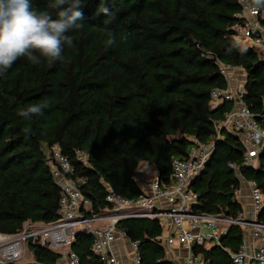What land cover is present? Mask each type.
<instances>
[{
	"label": "trees",
	"instance_id": "16d2710c",
	"mask_svg": "<svg viewBox=\"0 0 264 264\" xmlns=\"http://www.w3.org/2000/svg\"><path fill=\"white\" fill-rule=\"evenodd\" d=\"M239 1L81 0L83 27L69 33L73 44L62 60L21 57L0 74V233L60 219L62 186L48 164L54 148L91 201L88 216L110 207V191L138 198L134 173L141 163L155 164L161 180L170 181L173 160L189 157L198 144L215 147L190 187L198 195L195 213L236 219L244 210L240 178L256 181L264 195V149L257 165H246L239 136L221 127L235 101L212 105L213 91L228 89L219 64L237 66L246 74L244 104L264 127V53L233 37L246 26ZM30 2L55 11L53 0ZM36 104L48 105L43 115H18ZM258 221L264 223V207ZM117 227L139 244L142 264H174L157 240L159 219H124ZM244 239L242 227L231 226L222 246L205 252L209 264H231L226 250L238 252ZM93 244L90 233H76L71 249L81 264H103ZM28 251L39 264L63 257L39 244Z\"/></svg>",
	"mask_w": 264,
	"mask_h": 264
},
{
	"label": "built area",
	"instance_id": "2783aa9c",
	"mask_svg": "<svg viewBox=\"0 0 264 264\" xmlns=\"http://www.w3.org/2000/svg\"><path fill=\"white\" fill-rule=\"evenodd\" d=\"M248 2L239 1L242 6L240 17L246 26L238 28L233 37L245 48H258L264 53V9L252 12L246 7ZM219 67L228 89L213 91L212 105L216 107L225 101H235L236 108L225 116L221 127L239 136L246 148L245 164L253 165L264 145V127L244 104V86L234 87L242 69L223 63ZM214 147V143L198 144L189 157L174 159L168 182L161 180L155 164L141 163L134 173L141 195L136 199H127L110 191L106 197L110 207L94 216L86 214L91 210V201L82 194L76 182L67 177L73 172L71 163L58 148H54L48 164L62 186L61 218L51 224L27 222L24 229L15 235L0 233V264L20 262L28 251L31 238L34 239L33 244L61 252L68 264H81L79 256L71 249L79 231L93 236V251L103 264H122L110 252L113 244L127 239L126 233L117 224L124 219L140 218L160 220L163 232L157 240L165 249L167 259L174 264H209L205 252L221 247L223 237L233 225L242 227L245 239L238 252L226 250L231 264H264V223L258 221L264 207V195L256 181L249 182L253 206L250 213L243 210L236 219H232L193 211L198 195L190 187L206 169ZM78 154L83 161L87 160L85 153ZM257 239L261 241L260 247L256 245ZM131 246V264H142L139 244L131 242Z\"/></svg>",
	"mask_w": 264,
	"mask_h": 264
},
{
	"label": "clouds",
	"instance_id": "9594fccd",
	"mask_svg": "<svg viewBox=\"0 0 264 264\" xmlns=\"http://www.w3.org/2000/svg\"><path fill=\"white\" fill-rule=\"evenodd\" d=\"M246 7L258 12L264 9V0H249ZM49 8L55 11L37 10L30 0H0V74L21 57L37 64L41 57L50 63L62 60L65 46L73 44L69 33L83 27L84 12L81 0H53ZM103 12L108 14L109 10L104 8ZM114 43V38L107 41L109 46ZM245 50L240 48L241 52ZM47 107V104L32 105L18 115L25 118L30 114L43 115Z\"/></svg>",
	"mask_w": 264,
	"mask_h": 264
},
{
	"label": "crops",
	"instance_id": "0c3cea01",
	"mask_svg": "<svg viewBox=\"0 0 264 264\" xmlns=\"http://www.w3.org/2000/svg\"><path fill=\"white\" fill-rule=\"evenodd\" d=\"M244 47V46H243ZM246 82V74L242 70L241 73L239 72V80L238 83L234 84L235 86H244ZM264 149V145L261 147V151ZM254 164H258V157L255 160ZM241 179V189L238 192V199L243 204L244 211L250 213L252 211V200L250 196V189H249V182ZM250 235V232H249ZM251 236V235H250ZM110 252L115 255L122 264H131L133 259V248L131 246V242L128 239L122 240L117 242L111 246ZM30 255H25V258L29 257V261L25 262L27 264L35 263L34 257L31 252L28 251ZM24 264V262H20ZM56 264H68V260L65 256H63Z\"/></svg>",
	"mask_w": 264,
	"mask_h": 264
},
{
	"label": "rangeland",
	"instance_id": "374dc122",
	"mask_svg": "<svg viewBox=\"0 0 264 264\" xmlns=\"http://www.w3.org/2000/svg\"><path fill=\"white\" fill-rule=\"evenodd\" d=\"M260 244H261V241H260V239H257L256 240V245L258 246V247H260ZM26 255H30L29 253H28V251L26 252ZM29 261V257L28 258H23L20 262H24V264H27V263H25V262H28Z\"/></svg>",
	"mask_w": 264,
	"mask_h": 264
},
{
	"label": "water",
	"instance_id": "95a60500",
	"mask_svg": "<svg viewBox=\"0 0 264 264\" xmlns=\"http://www.w3.org/2000/svg\"><path fill=\"white\" fill-rule=\"evenodd\" d=\"M193 182H194V181H193ZM193 182H192V183H193ZM60 218H61V217H60ZM33 240H34L33 238L30 239V241H29V245H33ZM33 264H39V263H36V262H35V263H33Z\"/></svg>",
	"mask_w": 264,
	"mask_h": 264
}]
</instances>
